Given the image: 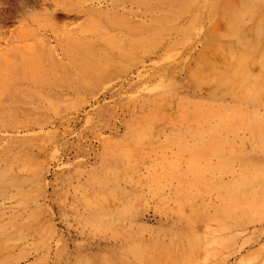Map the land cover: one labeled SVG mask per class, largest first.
<instances>
[{
    "label": "rangeland",
    "instance_id": "obj_1",
    "mask_svg": "<svg viewBox=\"0 0 264 264\" xmlns=\"http://www.w3.org/2000/svg\"><path fill=\"white\" fill-rule=\"evenodd\" d=\"M246 47L258 116H151ZM0 264H264V0H0Z\"/></svg>",
    "mask_w": 264,
    "mask_h": 264
},
{
    "label": "bare ground",
    "instance_id": "obj_2",
    "mask_svg": "<svg viewBox=\"0 0 264 264\" xmlns=\"http://www.w3.org/2000/svg\"><path fill=\"white\" fill-rule=\"evenodd\" d=\"M97 8L101 10L102 5L98 4ZM243 52L245 54L242 56L236 55L237 66H231L226 74L221 77L220 82H218V90L215 92L209 91L206 96L202 95V92L205 93L208 90L206 75L201 71L197 73L195 69L189 70L186 74V80H184L186 82L184 86L185 90L183 87H177L173 89V91L166 93L160 91L162 87H166L169 84H171L172 87L173 84H180L179 82L174 83V79L165 80L159 84H152L149 89L150 98L147 99L150 101H145L151 102L153 105L151 108L152 110L150 111L151 116L155 115L161 117V119L163 117L168 118L169 121H171L172 116H174L176 120L171 123V126H186L191 129L210 126L212 118L218 119V123H212L213 125L219 124L221 128H228L233 126L232 121H234L235 118L241 119L247 115L258 116L253 110H250V108L247 107L243 108L240 104V102L255 103V100H258L260 93H258L259 87H246V80L248 77L246 69L249 63L255 62L256 58L251 54V48H247ZM162 79H164V77L159 80ZM167 81L170 83L164 84ZM182 90H184V92H182ZM224 96H230L232 103L223 104L221 101L224 99ZM212 102H214V106H212ZM159 108L164 109L167 112L162 113L158 111ZM149 119L153 118H148L147 121ZM141 121L142 120H140V122ZM137 124L140 123L128 122V125L130 126ZM191 156L194 158L197 157V155L194 154V151H192ZM255 177L257 184H260L263 181L261 173H255Z\"/></svg>",
    "mask_w": 264,
    "mask_h": 264
}]
</instances>
